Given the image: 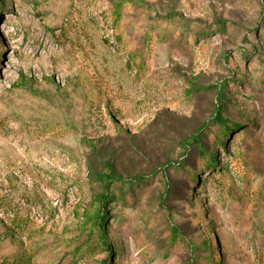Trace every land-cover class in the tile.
<instances>
[{
    "label": "rangeland",
    "instance_id": "374dc122",
    "mask_svg": "<svg viewBox=\"0 0 264 264\" xmlns=\"http://www.w3.org/2000/svg\"><path fill=\"white\" fill-rule=\"evenodd\" d=\"M263 59L264 0H0V264H186L173 225L203 264H264ZM221 80L212 167L181 142L208 146ZM108 166L145 177L106 203L110 257L83 225Z\"/></svg>",
    "mask_w": 264,
    "mask_h": 264
},
{
    "label": "trees",
    "instance_id": "16d2710c",
    "mask_svg": "<svg viewBox=\"0 0 264 264\" xmlns=\"http://www.w3.org/2000/svg\"><path fill=\"white\" fill-rule=\"evenodd\" d=\"M125 7L124 2H113V8L111 14L113 15L112 27L114 32L116 33L117 40L121 41V37L118 32H120L121 22L123 20L122 11ZM217 28H224V21L216 20ZM254 32V30H253ZM262 64H264V59L261 60ZM141 60L136 61L138 67H140ZM238 75V73H237ZM231 82H237V76L234 74ZM211 88L215 89V96L217 98V104L213 106V119L212 124L209 126V131L207 132L208 146L206 147L202 141L199 139L201 137V131L206 126V123H202L199 125L195 132L190 134L188 138L184 139L181 142L183 148H188L189 145L193 144L195 147V152L193 156H196V160L200 162H204L209 164L212 167H215V160L213 159L214 154V143L218 141L219 144L224 142L225 133L228 131L229 127L225 126V118L224 113L226 112V105L229 104V96L226 91V84L224 81H220L215 85H211ZM219 129L212 131L213 126H219ZM235 125H241L235 123ZM243 132V130H242ZM241 134V132H240ZM224 145V144H223ZM185 153H182L181 156L177 160V164L183 167L185 164L182 158ZM176 166L169 161L165 164L163 171H166L170 166ZM177 170V169H176ZM98 177L102 182H105L103 185L102 192L96 195V205L97 209L95 212L91 214H87L85 218V222L83 223L84 228L86 229V233L89 235L92 240L96 241V246H100V251H105L108 253V257L112 256V254L116 251V248L113 247L112 244H109L106 241V217H107V201L114 202V200L119 201L121 204H127L129 200L133 199V195L128 196V192H131L133 187L144 185L145 177H133L127 180H123L113 173V170L110 166L106 167L104 173H99ZM171 191V186H166V194L169 195ZM184 244L187 246L191 255L189 256V260L186 264H203L204 262L209 263L210 256V246L207 244L206 239L203 237H199L197 239H192L191 241H186L181 234L179 228L175 225L171 227V233L169 235V244ZM103 263V262H102Z\"/></svg>",
    "mask_w": 264,
    "mask_h": 264
}]
</instances>
